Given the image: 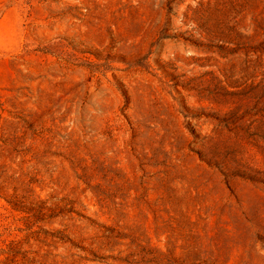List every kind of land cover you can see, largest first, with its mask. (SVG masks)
<instances>
[{
    "label": "rangeland",
    "instance_id": "374dc122",
    "mask_svg": "<svg viewBox=\"0 0 264 264\" xmlns=\"http://www.w3.org/2000/svg\"><path fill=\"white\" fill-rule=\"evenodd\" d=\"M0 264H264V0H0Z\"/></svg>",
    "mask_w": 264,
    "mask_h": 264
}]
</instances>
